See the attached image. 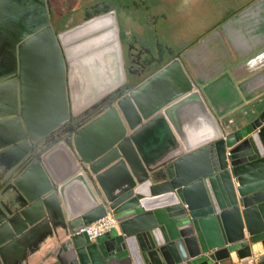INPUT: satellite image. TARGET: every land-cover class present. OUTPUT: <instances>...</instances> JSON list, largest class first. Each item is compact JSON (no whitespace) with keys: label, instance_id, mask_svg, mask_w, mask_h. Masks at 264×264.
<instances>
[{"label":"water","instance_id":"1","mask_svg":"<svg viewBox=\"0 0 264 264\" xmlns=\"http://www.w3.org/2000/svg\"><path fill=\"white\" fill-rule=\"evenodd\" d=\"M237 20L137 81L116 16L59 30L47 0H0V264L17 237L41 246L27 264H264V86L213 91L237 60L236 93L264 77ZM108 212L118 228L80 232Z\"/></svg>","mask_w":264,"mask_h":264},{"label":"flooded vegetation","instance_id":"2","mask_svg":"<svg viewBox=\"0 0 264 264\" xmlns=\"http://www.w3.org/2000/svg\"><path fill=\"white\" fill-rule=\"evenodd\" d=\"M53 25L59 30L74 28L87 20L99 16H116L121 42L122 53L126 67V72L130 71L139 74L137 81L143 80L153 70L162 67L169 59L179 52H184L188 46L177 47L175 39L167 32L174 26L175 20L171 17V12L178 14V11L171 0H47ZM144 13V25L146 26V36H141V49L135 47L134 42L139 38L129 26H124L121 15H133ZM108 18V22L112 21ZM165 20L168 25L160 28V22ZM98 21V20H97ZM102 26V24H101ZM98 27L100 22L98 21ZM78 54V53H77ZM79 55V54H78ZM88 77L92 73L87 72ZM136 81V82H137ZM85 80L80 88L83 89Z\"/></svg>","mask_w":264,"mask_h":264},{"label":"rangeland","instance_id":"3","mask_svg":"<svg viewBox=\"0 0 264 264\" xmlns=\"http://www.w3.org/2000/svg\"><path fill=\"white\" fill-rule=\"evenodd\" d=\"M254 0H171L178 14L171 12V17L174 22V26L171 30L167 31L175 40L177 47L188 46L185 51L192 50L198 45L201 40L210 35L216 28L220 27L234 12H239L244 8L246 4L252 3ZM144 13H135L133 15L123 14L121 15V21L124 26L132 28L134 34L139 37L134 42V51L141 49L142 38L146 36L147 29L144 25ZM232 17V15L230 16ZM168 22L162 20L160 22V28L167 26ZM249 38V37H248ZM261 38L252 36L253 42H257ZM210 48L203 47L200 49L202 55L199 57V62L202 65V73L205 75L208 69V64L212 63L210 59ZM209 56V57H208ZM222 55L220 54V59Z\"/></svg>","mask_w":264,"mask_h":264},{"label":"crops","instance_id":"4","mask_svg":"<svg viewBox=\"0 0 264 264\" xmlns=\"http://www.w3.org/2000/svg\"><path fill=\"white\" fill-rule=\"evenodd\" d=\"M246 11L247 10L239 12L234 11L231 14L232 17L234 15H238V20L235 23L238 34L237 42H235V51L239 52L244 57L247 55H251L252 53L261 49L264 46V36H261V38L256 43L253 42L252 36L258 38L259 34H257L256 31L254 33L252 31L253 29L250 28L252 26L249 27L250 23H247V21L244 20L243 13H245ZM230 16L228 19L231 18ZM212 46V50L214 51V49H216L214 43L212 44ZM228 47L232 52L233 57H235L236 53L230 43H228ZM241 62L242 60H237V62H235L234 64L227 66V68H225L224 71L219 74L220 76L213 78V81H216L218 78L221 77L220 80L213 86V91L216 97L220 98L219 100L222 104L221 107H228L227 100H234L233 104H235V107H242L244 104H242L241 102L243 101V99H247V96H254L253 99H258L261 96V94L258 95L257 90L264 86V77L246 85L244 87V93L240 89L236 93L235 86H238L241 82L246 81L245 79L249 77L246 76V68L245 66L241 65ZM234 94H237L238 97H234ZM237 99H241V101L239 102ZM100 140V137L94 139L92 146L96 145V142H100ZM21 238L22 237L15 238L14 241H16V243L9 247L4 253L7 264H27L32 259V262L37 261L39 259L40 251L38 249L40 244L38 243V240L34 242H28V238L25 239V241L20 240ZM19 240L22 242H20ZM261 248V244H258L255 247L256 251H259L258 249Z\"/></svg>","mask_w":264,"mask_h":264},{"label":"built area","instance_id":"5","mask_svg":"<svg viewBox=\"0 0 264 264\" xmlns=\"http://www.w3.org/2000/svg\"><path fill=\"white\" fill-rule=\"evenodd\" d=\"M119 221L116 215L112 212H108L107 215L104 217L96 220L95 222L91 223L83 227L80 232H85L88 236L92 239L98 237L99 235L111 230L112 228H118ZM255 259V255L251 256L250 258L246 259H236L235 264H243L245 261H253Z\"/></svg>","mask_w":264,"mask_h":264},{"label":"trees","instance_id":"6","mask_svg":"<svg viewBox=\"0 0 264 264\" xmlns=\"http://www.w3.org/2000/svg\"><path fill=\"white\" fill-rule=\"evenodd\" d=\"M241 11H245L244 20L250 23L249 27L253 32L264 36V0H254L250 4L243 6Z\"/></svg>","mask_w":264,"mask_h":264},{"label":"bare ground","instance_id":"7","mask_svg":"<svg viewBox=\"0 0 264 264\" xmlns=\"http://www.w3.org/2000/svg\"><path fill=\"white\" fill-rule=\"evenodd\" d=\"M247 12L243 13V15H246Z\"/></svg>","mask_w":264,"mask_h":264}]
</instances>
